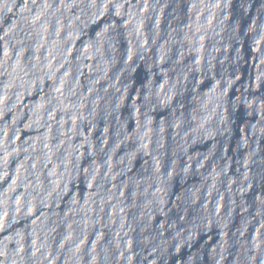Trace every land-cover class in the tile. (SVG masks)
<instances>
[{"label":"clouds","instance_id":"9594fccd","mask_svg":"<svg viewBox=\"0 0 264 264\" xmlns=\"http://www.w3.org/2000/svg\"><path fill=\"white\" fill-rule=\"evenodd\" d=\"M0 264H264V0H0Z\"/></svg>","mask_w":264,"mask_h":264}]
</instances>
